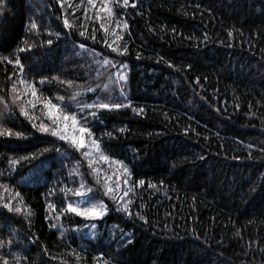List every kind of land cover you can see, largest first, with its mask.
I'll use <instances>...</instances> for the list:
<instances>
[{"label": "trees", "instance_id": "obj_1", "mask_svg": "<svg viewBox=\"0 0 264 264\" xmlns=\"http://www.w3.org/2000/svg\"><path fill=\"white\" fill-rule=\"evenodd\" d=\"M3 8L0 208L20 212L0 216V264H264V5L6 0ZM29 46L20 74L6 59ZM49 99L78 119L94 102L131 104L92 108L97 118L81 122L97 139L107 134L100 153L123 166L115 201L85 149L36 132L20 112L49 124ZM74 166L88 189L81 201L91 187L108 209L94 230L63 211L87 206L77 203Z\"/></svg>", "mask_w": 264, "mask_h": 264}, {"label": "snow or ice", "instance_id": "obj_2", "mask_svg": "<svg viewBox=\"0 0 264 264\" xmlns=\"http://www.w3.org/2000/svg\"><path fill=\"white\" fill-rule=\"evenodd\" d=\"M88 2H89V4H94L95 0H88ZM5 3H6V0H0V13L3 12V10H4L3 5ZM254 3H259L261 5H264V0H254ZM124 4L127 5L128 0H124ZM133 7H135V4H133ZM63 26L65 28L70 27L67 20L63 21ZM124 27L125 28L128 27L127 23H125ZM31 28L36 29L37 25L35 23H32ZM79 36L83 37L84 33L83 32L79 33ZM56 39L59 40V39H61V37H59L57 35ZM52 44H53V39H48L47 40V46H51ZM84 47H85L84 44L79 45V48H81V49H84ZM30 51H31V46H29V48H18L15 52L12 53L13 58L10 60L6 59V62L8 64H11L15 68H18L20 74H23L25 66L21 62V60L19 58V54L30 52ZM125 67H126L125 65H121L122 69ZM120 79L125 80L126 77H121ZM21 82H23V81H21ZM45 82H46L45 80L40 81L41 84H44ZM13 87H15V85H13ZM27 91L29 92V94L32 97H36V91L34 89V86L32 88L28 89ZM76 95H80V93H76ZM60 99H63V98L61 97ZM17 101L20 104L24 103V101L21 100L19 96H15L13 98V103H16ZM0 102H2V98H0ZM28 103L31 104L32 101H28ZM33 107H35V105H33ZM45 107L47 109V115H48V119L50 121L49 124L40 123L39 125H37L36 123H33L31 118L29 117V112L27 110H25V108H23V107L20 109V112L25 118L29 119V123L31 124V127L33 129H35L36 132L43 134V135H49L51 137L58 139L61 142H66V143L70 144L74 149H77V150L88 149L89 151H85L84 155L89 156L91 151H95V152L100 151V148H101L100 141L105 138V135H107V134L102 133L101 137L99 139H97L94 137V133L92 132L91 128L81 126V122L87 121L89 116H91L94 120L97 118L96 113L91 112L90 109L98 108V109L113 111V110H119V109L125 108V107H131V104L130 103L129 104H122V103L107 104V103L94 102L92 105H87L85 109L81 110L82 114H81L79 119L76 117L75 114H61L60 109H59V105L53 104L51 102V99H49L45 102ZM120 132L122 133L123 129H121ZM12 136H13V133L11 132V130H9L7 132V137L10 138ZM0 137H5V133L0 132ZM87 137H93V138L92 139H86ZM15 139H18V140L19 139H28V137L24 136L22 133H16ZM108 139H114V138L111 137L110 135H108ZM49 151L59 152V149H56V148L44 149V150H41L37 154H33L31 156L24 157V160L25 161L35 160L39 156H43L45 152H49ZM100 158L104 161L109 160V157L104 156V155H102ZM115 163L120 164L121 162L116 161ZM124 171L127 172L128 169L125 168ZM139 183L141 185H143L145 183V181L140 180ZM117 184H119V181H117ZM125 184H127V181H125ZM89 191L91 192L92 190L89 189ZM52 195H54V192L51 189H49L48 196L45 197V200H46L45 219L46 220L51 219V217H49L47 215V211H48V209L52 208L53 205L47 203V200ZM75 195L77 197H83L84 193L76 192ZM104 195L109 196L113 201H115L117 199V197L115 196V194L111 188H108L107 191L104 193ZM127 195H128V192L125 191L124 197H127ZM15 196L17 199H19L20 194L17 192V193H15ZM121 199H123V197H121ZM78 203L86 204L87 206H74L73 203H68L66 205V207L63 209V211L68 212V213H72L75 216L82 218V220L85 222L83 225L85 228L90 227L93 230L96 229L97 223L95 221H102L105 218V216L108 215L107 206L105 204H103V202H100L99 204H97V203H89L88 201L82 200V201H79ZM118 210L120 212H127L128 211L127 207L119 208ZM4 212H7L8 214L18 213V212H20V209L19 208H13V207H11L10 204H4L2 206V208H0V216H2ZM141 219H143V218L141 217ZM89 222H91V223H89ZM76 230L79 231L80 229L77 228ZM2 264H8L7 259H3Z\"/></svg>", "mask_w": 264, "mask_h": 264}, {"label": "rangeland", "instance_id": "obj_3", "mask_svg": "<svg viewBox=\"0 0 264 264\" xmlns=\"http://www.w3.org/2000/svg\"><path fill=\"white\" fill-rule=\"evenodd\" d=\"M84 151H89L88 149H85ZM103 154L95 151H91L89 156H85V162L86 166L89 171H91L93 174H95L98 177H101L106 183L110 184L111 189H115L116 186L120 185V178L121 172L123 171V166L122 164H117L115 163L116 160L110 159L108 161L102 160L100 157ZM105 156V155H104ZM116 169H118L116 171ZM74 171L76 175V181H77V191L79 192H87L88 189L86 187L85 182L83 181V178L80 174L79 169L74 166ZM110 178V179H109ZM117 181H119V184H117ZM83 185V186H82ZM91 189V187L89 188ZM92 190V189H91ZM94 195L97 197H100L101 194L96 193L95 191H91ZM105 197V196H104ZM81 197H79L77 203L81 201ZM89 203H97L99 204L101 201L95 199H88L87 200ZM80 204V203H78Z\"/></svg>", "mask_w": 264, "mask_h": 264}]
</instances>
